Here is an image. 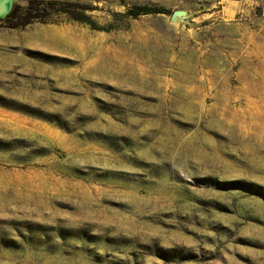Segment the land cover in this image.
<instances>
[{
    "label": "rangeland",
    "instance_id": "374dc122",
    "mask_svg": "<svg viewBox=\"0 0 264 264\" xmlns=\"http://www.w3.org/2000/svg\"><path fill=\"white\" fill-rule=\"evenodd\" d=\"M59 1L106 31L0 23V264H264V0Z\"/></svg>",
    "mask_w": 264,
    "mask_h": 264
},
{
    "label": "trees",
    "instance_id": "16d2710c",
    "mask_svg": "<svg viewBox=\"0 0 264 264\" xmlns=\"http://www.w3.org/2000/svg\"><path fill=\"white\" fill-rule=\"evenodd\" d=\"M95 10V7L89 4L77 2L29 0L24 6L16 4L5 19L0 20V23L8 29H23L33 23L48 24L51 22L53 16L63 15L71 21L88 25L93 30L106 31V29L98 27L88 15ZM164 14L169 13L160 7L134 5L126 10L124 16L128 20H136L143 16Z\"/></svg>",
    "mask_w": 264,
    "mask_h": 264
},
{
    "label": "water",
    "instance_id": "95a60500",
    "mask_svg": "<svg viewBox=\"0 0 264 264\" xmlns=\"http://www.w3.org/2000/svg\"><path fill=\"white\" fill-rule=\"evenodd\" d=\"M15 5V0H0V20L5 19ZM185 17V11H175L172 13L170 19L171 21L176 22L178 20L183 21Z\"/></svg>",
    "mask_w": 264,
    "mask_h": 264
}]
</instances>
